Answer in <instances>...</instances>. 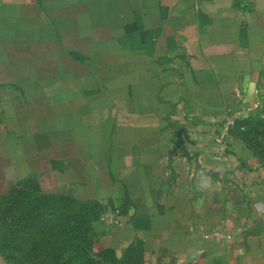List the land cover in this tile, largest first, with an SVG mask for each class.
Masks as SVG:
<instances>
[{"label":"crops","instance_id":"obj_1","mask_svg":"<svg viewBox=\"0 0 264 264\" xmlns=\"http://www.w3.org/2000/svg\"><path fill=\"white\" fill-rule=\"evenodd\" d=\"M257 99L264 0H0V197L99 205L104 250L264 264V172L214 141Z\"/></svg>","mask_w":264,"mask_h":264},{"label":"rangeland","instance_id":"obj_2","mask_svg":"<svg viewBox=\"0 0 264 264\" xmlns=\"http://www.w3.org/2000/svg\"><path fill=\"white\" fill-rule=\"evenodd\" d=\"M250 118L240 139L264 172V111ZM37 188L0 197V264H146L138 249L103 253L93 207Z\"/></svg>","mask_w":264,"mask_h":264},{"label":"built area","instance_id":"obj_3","mask_svg":"<svg viewBox=\"0 0 264 264\" xmlns=\"http://www.w3.org/2000/svg\"><path fill=\"white\" fill-rule=\"evenodd\" d=\"M254 111L260 113L264 111V99H257L251 109L247 110V113ZM242 113H236L234 115L229 114L226 122L221 126L217 135L214 137V141L220 153H224L226 150L227 140L230 137L232 130L235 128L236 123L241 118Z\"/></svg>","mask_w":264,"mask_h":264},{"label":"trees","instance_id":"obj_4","mask_svg":"<svg viewBox=\"0 0 264 264\" xmlns=\"http://www.w3.org/2000/svg\"><path fill=\"white\" fill-rule=\"evenodd\" d=\"M251 118H247V119H243V120H239L237 123H236V126H235V128L232 130V133L231 134H233V136L234 137H236V138H238V139H240L241 137V135H243V133H241V132H243V129H246V122H248L249 120H250ZM241 140V139H240ZM242 141V140H241ZM243 142V141H242ZM244 143V142H243ZM244 145L249 149V146L246 144V143H244ZM250 150V149H249ZM251 151V150H250ZM252 152V151H251ZM34 181H27V182H25V183H21V185H19L16 189H14V190H17V189H23V188H26V186L27 187H30V184H32ZM34 183H36V182H34ZM36 185H37V187H39L38 186V183H36ZM38 190L40 189V188H37ZM74 203H76V204H78V205H81V206H89V207H93L94 208V214L96 215V217L98 218V217H100L101 215H102V213H103V209H102V207H100L99 205H94V204H80V203H78L77 201H75L74 199H72L71 197H69ZM132 249H137V248H130V249H128V251H130V250H132ZM139 250V249H138ZM112 252H114V251H112V250H105V251H103V253H112ZM141 253V252H140ZM142 254V253H141ZM143 256V255H142Z\"/></svg>","mask_w":264,"mask_h":264}]
</instances>
